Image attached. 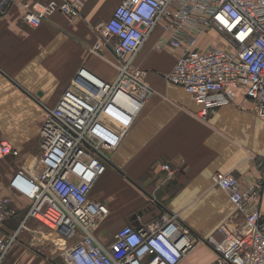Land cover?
Instances as JSON below:
<instances>
[{"label":"built area","instance_id":"2783aa9c","mask_svg":"<svg viewBox=\"0 0 264 264\" xmlns=\"http://www.w3.org/2000/svg\"><path fill=\"white\" fill-rule=\"evenodd\" d=\"M80 9L77 2L51 1L29 9L24 22L38 27L57 11L75 19ZM158 27L164 30L159 47L178 52L163 77L201 106L198 118L206 122L219 108L246 109L251 103L264 120V0H122L91 50H112L116 79L106 82L81 68L43 122L42 157L35 166L21 165L10 182L14 193L31 201L22 229L34 219L74 240L63 253L64 264H181L200 242L175 214L148 225H125L109 245L96 237L110 210L90 195L155 93L134 60ZM209 32L221 43L202 47ZM20 155L0 141V160ZM164 169L172 173L169 165ZM213 181L242 217L206 241L217 253L213 264H264V181L243 186L233 172H217ZM18 213L11 198L0 197V264H8L17 237H6L1 229Z\"/></svg>","mask_w":264,"mask_h":264},{"label":"crops","instance_id":"0c3cea01","mask_svg":"<svg viewBox=\"0 0 264 264\" xmlns=\"http://www.w3.org/2000/svg\"><path fill=\"white\" fill-rule=\"evenodd\" d=\"M51 1L80 3L79 17L71 19L57 11L38 27L24 22L29 9ZM121 2L0 0V141L21 152L18 158L0 160V197L11 198L19 212L1 229L6 237L17 235L8 264H64L65 249L75 243L34 219L22 229L31 201L14 193L10 182L21 165L35 166L42 157L43 122L81 68L106 82L116 79L112 50L107 46L97 53L91 50L101 25ZM163 35L158 27L134 61L146 72L155 93L91 192L93 201L110 210L96 237L110 244L125 225H148L175 214L201 241L181 264H213L217 253L204 240L230 218L236 225L242 219L228 194L214 185L213 176L233 172L243 186L260 182L264 120L251 103L246 109L237 104L219 108L206 122L198 118L201 106L163 77L178 58L172 48L159 47ZM216 36L204 35L202 47L219 43ZM166 164L171 174L164 169Z\"/></svg>","mask_w":264,"mask_h":264},{"label":"bare ground","instance_id":"6f19581e","mask_svg":"<svg viewBox=\"0 0 264 264\" xmlns=\"http://www.w3.org/2000/svg\"><path fill=\"white\" fill-rule=\"evenodd\" d=\"M59 103V100H58V102H57V104ZM56 104V105H57ZM42 128V127H41ZM40 132H41V130H40ZM224 174H226V173H224ZM214 182V181H213ZM217 187V186H216ZM232 202V201H231ZM233 204V203H232ZM233 206L235 207V205L233 204ZM235 209H236V212H237V214H239L240 215V213L237 211V208L235 207ZM229 221H232L233 223H234V219L233 218H230L228 221H226V222H224L222 225H224V224H226L227 222H229ZM180 223V222H179ZM181 225V224H180ZM221 225V226H222ZM183 226V225H182ZM220 226V227H221ZM185 227V226H184ZM219 227V228H220ZM187 228V227H186ZM187 229H189V228H187ZM190 230V229H189ZM218 231V230H217ZM216 234V233H215ZM211 238L209 237L208 239H205L204 241H205V243L207 244V242L210 244V242H209V240H210ZM198 240H199V238H198ZM207 241V242H206ZM201 242V241H200ZM199 242H197V244H198ZM196 244V245H197ZM208 245V244H207ZM210 246V245H209ZM211 247V246H210ZM217 259V258H216Z\"/></svg>","mask_w":264,"mask_h":264},{"label":"rangeland","instance_id":"374dc122","mask_svg":"<svg viewBox=\"0 0 264 264\" xmlns=\"http://www.w3.org/2000/svg\"><path fill=\"white\" fill-rule=\"evenodd\" d=\"M217 41L221 43V40H220V38H219L218 36L215 37V42H217ZM210 43H212V42H210ZM134 61H135V60H134ZM24 164H25V163H24ZM29 164H32V163L29 162ZM262 168L264 169V167H261L260 170H261ZM263 169H262V170H263ZM263 172H264V171H263ZM263 172L260 173V181H263V180H264ZM263 202H264V193H263ZM105 245H109V244L106 243Z\"/></svg>","mask_w":264,"mask_h":264}]
</instances>
